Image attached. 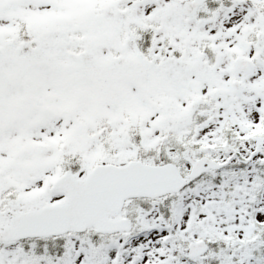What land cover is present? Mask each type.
I'll use <instances>...</instances> for the list:
<instances>
[{"label":"snow or ice","instance_id":"snow-or-ice-1","mask_svg":"<svg viewBox=\"0 0 264 264\" xmlns=\"http://www.w3.org/2000/svg\"><path fill=\"white\" fill-rule=\"evenodd\" d=\"M0 264H264V0H0Z\"/></svg>","mask_w":264,"mask_h":264}]
</instances>
